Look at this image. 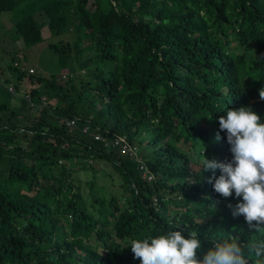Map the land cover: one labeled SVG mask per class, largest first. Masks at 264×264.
I'll list each match as a JSON object with an SVG mask.
<instances>
[{
    "label": "trees",
    "instance_id": "1",
    "mask_svg": "<svg viewBox=\"0 0 264 264\" xmlns=\"http://www.w3.org/2000/svg\"><path fill=\"white\" fill-rule=\"evenodd\" d=\"M0 18L22 42L0 80V264H141L131 240L175 230L198 233L201 257L238 238L256 264L247 245L264 232L233 217L235 193L216 194L198 158L225 162L228 108L264 122V0H0Z\"/></svg>",
    "mask_w": 264,
    "mask_h": 264
},
{
    "label": "clouds",
    "instance_id": "2",
    "mask_svg": "<svg viewBox=\"0 0 264 264\" xmlns=\"http://www.w3.org/2000/svg\"><path fill=\"white\" fill-rule=\"evenodd\" d=\"M259 97L264 100V87L259 90ZM220 132L226 133L230 146L225 162L207 159L205 148L198 163L203 171L213 173L208 182L216 194L227 199L235 193L239 202L229 205L233 217L243 216L250 231L264 232V122L251 107L228 108L219 118L217 141L221 139ZM211 243L213 246L201 257L198 233L191 231L186 237L175 230L133 239L130 248L141 264H249L238 238ZM247 251L257 258L256 264H264V240L248 244Z\"/></svg>",
    "mask_w": 264,
    "mask_h": 264
},
{
    "label": "rangeland",
    "instance_id": "3",
    "mask_svg": "<svg viewBox=\"0 0 264 264\" xmlns=\"http://www.w3.org/2000/svg\"><path fill=\"white\" fill-rule=\"evenodd\" d=\"M5 22L7 23V26L2 22L0 18V51H3L4 53H0V58L2 57V60H0V80L2 78L5 79L7 72L6 68L10 67L9 64L12 63V57H10L15 51L18 53V49L22 48V42H17V44L13 43V41L8 38L7 36L10 35L12 37L15 36L14 30L12 29L10 31L9 28L13 26L12 21L9 20L7 21L4 19ZM49 41H45L35 47H33L31 50L25 51L24 54L28 56L29 60L27 62L28 66L36 68V64L39 63L40 59L47 54V52L50 53V49L48 48ZM9 46V47H8ZM6 48V49H5ZM27 58V59H28ZM46 59V58H45ZM10 74H14V71H9ZM67 78L66 75L63 76V79L65 80ZM3 86L1 88L5 91V94L0 95L2 98H10L11 95L7 92L6 88L8 87L9 83L3 82ZM193 169L198 170L199 167L196 165H192ZM77 176L79 178V181L82 185V191L87 192L89 190V186L86 184L87 181H90L92 179V176L88 173L78 171ZM102 173L99 172L97 175V182L98 185H106V187L110 188L112 185V178L109 176H106L104 178H101ZM180 209V208H179ZM181 210V209H180ZM182 211V210H181ZM101 251H104V248L101 247Z\"/></svg>",
    "mask_w": 264,
    "mask_h": 264
},
{
    "label": "built area",
    "instance_id": "4",
    "mask_svg": "<svg viewBox=\"0 0 264 264\" xmlns=\"http://www.w3.org/2000/svg\"><path fill=\"white\" fill-rule=\"evenodd\" d=\"M30 72H34V69L31 68V69H30ZM10 90H11L12 92H14V88H13V87H10ZM67 124H68L69 126H71L72 128L77 127V121H76L75 119H68V120H67ZM82 131H83L84 133H89V131H90L89 126H88V125H85V126L82 128ZM94 137H95V139H101V135H100V133H95V134H94ZM116 143H119V141L116 142ZM121 150H122L123 152H124V151H129L130 154L133 155V154H136V152H137V150H138V147H137V146H132V145L128 144L126 141H123V143L121 142ZM141 165H143V164H141ZM141 167L143 168V166H141ZM143 176L146 177V178H148V180H152V179H153V175H152V174H149L148 171H147V172L145 171V172L143 173Z\"/></svg>",
    "mask_w": 264,
    "mask_h": 264
}]
</instances>
